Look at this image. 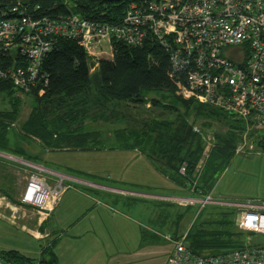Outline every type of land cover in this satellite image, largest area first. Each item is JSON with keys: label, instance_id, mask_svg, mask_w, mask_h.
I'll list each match as a JSON object with an SVG mask.
<instances>
[{"label": "trees", "instance_id": "obj_1", "mask_svg": "<svg viewBox=\"0 0 264 264\" xmlns=\"http://www.w3.org/2000/svg\"><path fill=\"white\" fill-rule=\"evenodd\" d=\"M68 1L71 3V9L67 8L64 0H34L29 6L37 7L34 17L56 19L58 16L75 14L81 19L98 24L117 25L129 5H142L152 0ZM111 44V60H101L93 74H90L88 59L82 48L73 41L59 38L55 40L53 50L45 56L40 67V74L44 77L40 78L38 87L32 90L31 95L28 94L32 97L35 107L21 127L24 134L22 141L27 140V136L32 137L51 151L93 150L97 143L101 144L104 139L97 130L99 127L91 131L86 127L88 119L92 120V123L122 121L124 117L118 114L117 109L121 111L130 106L134 109L144 106L150 94L158 95L162 101H165L163 93H168L174 98L178 86L170 75L168 55L158 44L150 40H146L140 48L115 40ZM15 92L17 91L9 82H0V96L7 97V108L0 110V152L17 156L20 154L21 158H29L22 149L16 147L11 138L14 134H10L20 107V101L14 98ZM175 100L184 113L177 114L176 105L163 104L160 100L150 101L153 108L176 113L174 121L143 119L135 126L115 127L108 139L118 150L137 152L173 187L185 190L193 183L192 177L203 150L199 136L193 132V124L188 122L190 110H195L198 116L226 124L227 131L215 136V146L196 181V195L208 196L219 176L235 156V145L243 130L242 125L235 118L226 116L217 109L195 103L189 98ZM182 164L186 165L185 177H181L178 172ZM229 210L221 212L214 220L194 223L186 234H183L192 253L218 255L243 247L239 242L222 241L223 236H236L240 235V232L233 231L228 235L214 227L225 224L234 227L235 211ZM182 213L178 218L183 217ZM160 219L156 217V224L153 225L164 229V222L160 223ZM45 224H41L40 231H43ZM183 235H173L171 239L178 240ZM53 249L54 240L41 250L39 264H57ZM1 256L12 264L32 263L13 251Z\"/></svg>", "mask_w": 264, "mask_h": 264}, {"label": "built area", "instance_id": "obj_2", "mask_svg": "<svg viewBox=\"0 0 264 264\" xmlns=\"http://www.w3.org/2000/svg\"><path fill=\"white\" fill-rule=\"evenodd\" d=\"M36 13L37 7L19 0H0V82H9L17 92L28 95L38 87L44 77L42 61L57 38L82 48L90 74L101 60H111L112 41L140 48L150 40L168 55L177 96L229 114L240 121L243 133L264 128V0H152L129 5L117 25L75 14L50 19L34 17ZM178 172L185 175L186 165ZM36 180H30L22 202L48 213L45 203L62 189L51 190L41 180L44 201L35 205L27 194ZM233 207L241 211L237 228L264 236V204ZM167 237L171 253L165 264H264V246L247 244L218 255H197L187 247L185 235L173 241ZM0 264L12 263L0 255Z\"/></svg>", "mask_w": 264, "mask_h": 264}, {"label": "rangeland", "instance_id": "obj_3", "mask_svg": "<svg viewBox=\"0 0 264 264\" xmlns=\"http://www.w3.org/2000/svg\"><path fill=\"white\" fill-rule=\"evenodd\" d=\"M64 3L68 9H71V3L68 0H64ZM88 66H90L89 63ZM91 80L93 81V77ZM30 95L15 92L14 98L20 101V107L19 115L12 124L10 133L11 135L14 134L11 138L16 147L22 149L29 158H21L20 154L17 156L0 152V255L13 251L32 261L31 264L40 263L41 250L53 238L42 239L48 213L22 202L23 195L33 178L39 181L46 180L51 190L54 186H59L62 189L60 192L62 195L72 185L78 184L66 180L65 176L70 179L76 176L77 180L81 181L80 184H93L109 190L106 192L121 196H109L106 193H100L103 196L117 199L121 208L124 207L121 203L134 208L137 218L139 208H145L146 211L151 209L153 216H155L154 219L161 217L159 222H164L162 224L164 230L161 229L163 231L155 227L152 228L164 235L163 238L169 236L168 234L165 235L164 232L179 237L186 234L194 223L214 220L219 217L221 212H228L229 209H232L235 211L233 215L234 229L228 224L224 226L214 225V227L217 231L228 235H231L233 231L241 234L230 237L223 236L222 241L239 242L242 243V246L247 244L254 247L264 246L263 235L250 234L237 228L238 214L241 211L237 207H233L236 203L245 202L264 204V128L240 133L235 145V156L219 176L208 196L200 197L195 193L196 181L201 176L215 146V136L225 133L227 126L214 119L198 116L195 114V110H190L188 122L193 124V132L199 136L203 147L192 177L193 183L185 190L175 188L169 192V190L161 189L162 193H155L157 189L154 188L156 187L168 188V181L166 182L164 177L154 170L152 164L137 152L121 151L114 148L108 137L112 135L111 132L115 127L135 126L138 124L137 122L143 119L152 120L154 118L158 121H174L178 113H184L175 100V98L180 99L182 97L177 96L175 92L174 98L170 97L168 93H163L165 101H162L158 95L150 94L147 96V102L144 106L135 109L130 106L121 111L117 109L118 114L124 117L122 121L92 123V120L88 119L85 125L89 127L90 131L99 127L97 130L104 139L101 144L97 143L96 147L89 151H51L45 149L37 139L32 137L27 136L28 141H22L24 134L21 127L35 107ZM151 100H160L163 104L176 105L177 114L151 107ZM6 101V96H0V110L7 108ZM191 101L196 103L193 99ZM225 115L230 116L229 114ZM180 176L185 177V175ZM163 191L165 192L163 193ZM53 195L45 207L49 212L60 196L59 194L55 195V193ZM206 198H209L211 203H200ZM146 213H140L139 218L145 221L147 219ZM180 213L183 214L182 218H178ZM42 223L45 226L43 231H40L39 228ZM33 235L39 240L34 239ZM166 241L170 243L167 239ZM162 259L161 257H154L148 263L160 264ZM16 264L27 263L16 262Z\"/></svg>", "mask_w": 264, "mask_h": 264}, {"label": "crops", "instance_id": "obj_4", "mask_svg": "<svg viewBox=\"0 0 264 264\" xmlns=\"http://www.w3.org/2000/svg\"><path fill=\"white\" fill-rule=\"evenodd\" d=\"M169 183L166 189L154 188L155 193H162L161 189L172 192L176 187ZM106 191L109 190L89 183L74 184L48 212L42 239L53 237L57 264H149L154 257L163 258L160 264H165L171 245L152 229L161 230L153 225L156 222L152 210L139 208L137 218L134 208L122 203L121 208L117 199L100 194L118 196ZM142 212H147L145 221L139 218ZM33 238L39 240L34 235Z\"/></svg>", "mask_w": 264, "mask_h": 264}, {"label": "bare ground", "instance_id": "obj_5", "mask_svg": "<svg viewBox=\"0 0 264 264\" xmlns=\"http://www.w3.org/2000/svg\"><path fill=\"white\" fill-rule=\"evenodd\" d=\"M146 105V104H145ZM146 109V108H145ZM34 186L28 191L27 198L31 199L35 205H43L42 186L40 181H34ZM46 204V203H45Z\"/></svg>", "mask_w": 264, "mask_h": 264}, {"label": "water", "instance_id": "obj_6", "mask_svg": "<svg viewBox=\"0 0 264 264\" xmlns=\"http://www.w3.org/2000/svg\"><path fill=\"white\" fill-rule=\"evenodd\" d=\"M20 2H21V4L23 5V6H28V5H30L34 0H19ZM67 176H65L64 178H66ZM68 179H70V178H68ZM70 180H72V179H70ZM73 181V180H72ZM78 182V183H80V181L79 180H74V182Z\"/></svg>", "mask_w": 264, "mask_h": 264}]
</instances>
